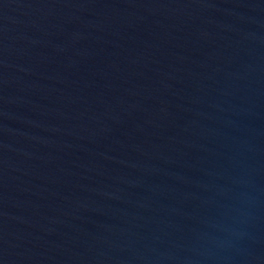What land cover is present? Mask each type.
<instances>
[{"label":"water","instance_id":"water-1","mask_svg":"<svg viewBox=\"0 0 264 264\" xmlns=\"http://www.w3.org/2000/svg\"><path fill=\"white\" fill-rule=\"evenodd\" d=\"M0 264H264V0H0Z\"/></svg>","mask_w":264,"mask_h":264}]
</instances>
